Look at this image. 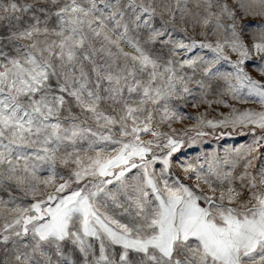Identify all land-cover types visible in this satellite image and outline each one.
I'll return each mask as SVG.
<instances>
[{"label":"snow or ice","instance_id":"snow-or-ice-1","mask_svg":"<svg viewBox=\"0 0 264 264\" xmlns=\"http://www.w3.org/2000/svg\"><path fill=\"white\" fill-rule=\"evenodd\" d=\"M0 250L264 264V0H0Z\"/></svg>","mask_w":264,"mask_h":264},{"label":"rangeland","instance_id":"rangeland-1","mask_svg":"<svg viewBox=\"0 0 264 264\" xmlns=\"http://www.w3.org/2000/svg\"><path fill=\"white\" fill-rule=\"evenodd\" d=\"M253 20L255 23H260L261 18L255 17V18H247ZM255 75V73H253ZM239 106V105H238ZM191 111V109H189ZM220 111L227 112V109H220ZM216 113L210 112V118L212 116H216ZM192 122H189L188 126H191ZM179 126V125H177ZM204 131H209L210 135L198 140L195 143H192L191 141H186L187 146L183 147L181 151L177 154L176 157L173 159V165L174 170L177 173H180V169L178 167L177 161L178 160H189L195 158L197 155L203 152H211L215 149H222L224 147H230L233 145H239L241 143H244L247 140H250V135H244L242 133H245L246 129H216L215 134H211V130L204 129ZM230 132L231 135H225L221 138L220 133L221 132ZM189 135H194V133H189ZM182 174V173H180ZM0 259H3V252L0 250Z\"/></svg>","mask_w":264,"mask_h":264}]
</instances>
